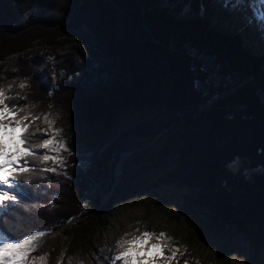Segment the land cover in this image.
Masks as SVG:
<instances>
[{
	"label": "trees",
	"instance_id": "16d2710c",
	"mask_svg": "<svg viewBox=\"0 0 264 264\" xmlns=\"http://www.w3.org/2000/svg\"><path fill=\"white\" fill-rule=\"evenodd\" d=\"M163 1L176 0H0V60L19 55L0 68V86L25 80V99L9 104H35L38 115L57 112L71 151L60 153L63 167L38 164L57 171L25 182L18 200L0 210L2 238L15 241L35 229L58 228L67 243L78 229L103 223L117 191H128L132 180L173 157L175 164L141 191L169 183L189 188L193 193L180 206L183 219L209 233L234 228L250 243L254 260L260 259L264 104L252 81L264 94V56L248 48L246 31L241 37L210 22L205 5L216 0H181L192 13L185 20L162 8ZM84 35L87 54L71 49L59 56L54 85L40 87L37 61L20 54L36 41L56 47ZM95 57L103 61L100 68L91 65ZM205 59L231 81L214 84ZM133 108L158 112L110 138L115 119ZM136 139L160 146L122 166L115 183L116 164ZM234 160L238 168L232 172L228 164ZM57 264H72L66 250Z\"/></svg>",
	"mask_w": 264,
	"mask_h": 264
},
{
	"label": "rangeland",
	"instance_id": "374dc122",
	"mask_svg": "<svg viewBox=\"0 0 264 264\" xmlns=\"http://www.w3.org/2000/svg\"><path fill=\"white\" fill-rule=\"evenodd\" d=\"M180 1L176 0L173 3L163 1L160 6L179 19H188L192 15L191 10L187 5L180 4ZM254 2L256 0H222V2L216 0L205 6L208 8L207 14L210 17V22L217 29L227 28L232 32L239 33L241 37L246 31L249 35L248 48L264 56V14H261L258 3L256 7H252ZM237 3L241 6L237 7ZM178 4H180V7L177 9ZM83 32L84 34L90 33L87 27L83 28ZM86 37L84 35L82 38L69 39L63 45L56 47L48 46L43 41H36L20 55H24L26 58L32 57L37 61V69L41 78L39 80L40 87L53 86L55 67L59 56L71 49L81 54H87V49L90 46L85 42L87 40ZM18 56L12 54L3 57L0 60V68L12 64ZM101 62L103 63V61L95 57L92 58L91 65L100 68ZM204 63L211 69L209 78L214 84H225L231 81L230 78L223 79L222 76L217 75L216 70L211 66L210 60L205 59ZM22 81L25 82V80ZM26 89L12 86L7 94L9 96L18 95L25 97ZM155 112H158V110L154 108H133L123 112L115 119L114 129L109 137H113L129 124L148 117ZM48 113L50 118L55 119L53 128L63 129L62 134L56 136L55 140L65 141L67 130L59 114L53 111ZM36 125H40L41 129H48L49 127L42 118L35 121L34 126L36 127ZM159 146L160 141L158 140L152 142H147L145 139L134 140L128 146L130 151L123 153L125 160L121 167L118 168V162V166L116 164L114 172L115 183L120 177L122 166L132 162L140 152L153 153ZM50 154L56 155V153ZM174 164V158L170 157L162 164L147 170L132 180L128 191H117L110 213L105 217L103 223L95 225L86 232L78 229L73 238L67 243L62 242L58 228L48 230L35 229L29 232L23 238L37 230L45 231L46 235L37 242L38 246L34 252L29 254V259L27 261H19L17 264H32L33 260H35V264H57L61 250L67 251L72 264H109L108 258L118 252L116 242L125 233L138 235L139 232L145 230L156 233L166 232L173 237L172 244L183 246L181 251L186 247L187 252L179 257V264H183L185 259L189 260V264H197V261L199 264H264V252H261L259 260H254L250 243L242 233L234 228L223 227L224 231L209 233L202 229L197 221L190 220L187 222L183 219L180 206L193 193L189 188L177 183H169L151 187L145 192L141 191L157 175ZM237 168V160L228 164V169L232 172ZM260 170L258 169V171ZM246 173L247 175L250 174L249 171ZM12 194L21 193L19 190V192ZM106 198V195L102 196L101 202L103 203ZM195 212L199 213V215L201 214L198 210H195ZM137 229H139V232L136 231ZM0 239L5 241L6 238L0 236ZM21 239L7 241L19 242ZM44 249H46L45 253L42 252ZM45 254L46 261L38 259V257Z\"/></svg>",
	"mask_w": 264,
	"mask_h": 264
},
{
	"label": "snow or ice",
	"instance_id": "6c2138e0",
	"mask_svg": "<svg viewBox=\"0 0 264 264\" xmlns=\"http://www.w3.org/2000/svg\"><path fill=\"white\" fill-rule=\"evenodd\" d=\"M257 3L261 14H264V0H256L252 7H256ZM236 6L241 5L237 3ZM12 86L11 83L7 87L0 86V209H7L12 206L10 202L18 200V195L12 193L19 192L25 182H30L44 172L57 171V167H37L38 164L47 165L51 161L53 165L63 167L65 158L60 153L71 155L64 140H55L56 136L62 134L63 129L53 128L55 119L50 118L49 113H34L35 104H9L11 100L25 99L18 95L9 96L7 92ZM18 86L29 87L24 81ZM41 118L48 124V129L34 126L35 121ZM37 135L44 138L40 142L32 143L33 137ZM136 231L139 232V229ZM0 235L6 234L0 232ZM45 235V231L37 230L19 242H0V264L27 261L29 254L37 248V242ZM172 240L173 237L163 231L156 233L145 230L138 235L125 233L116 242L118 252L108 258L109 264H179V257L187 249L184 247L181 251L183 246L172 244ZM38 259L46 261V254ZM32 264H35V260ZM183 264H189V260L185 259Z\"/></svg>",
	"mask_w": 264,
	"mask_h": 264
},
{
	"label": "water",
	"instance_id": "95a60500",
	"mask_svg": "<svg viewBox=\"0 0 264 264\" xmlns=\"http://www.w3.org/2000/svg\"><path fill=\"white\" fill-rule=\"evenodd\" d=\"M252 84H253V86L255 87V89H256V93H257V95L259 96V98H260V100L263 102V104H264V94L259 90V87L257 86V84L255 83V82H253L252 81ZM214 99V98H213ZM212 99V100H213Z\"/></svg>",
	"mask_w": 264,
	"mask_h": 264
},
{
	"label": "bare ground",
	"instance_id": "6f19581e",
	"mask_svg": "<svg viewBox=\"0 0 264 264\" xmlns=\"http://www.w3.org/2000/svg\"><path fill=\"white\" fill-rule=\"evenodd\" d=\"M124 160H125V156L121 158V160H120V162H119V166H118V168L121 167V165H122V163H123ZM0 187H1V186H0ZM0 242H5V241L2 240V239H0ZM7 242H8V241H7ZM45 251H46V249H44L42 252L45 253Z\"/></svg>",
	"mask_w": 264,
	"mask_h": 264
}]
</instances>
